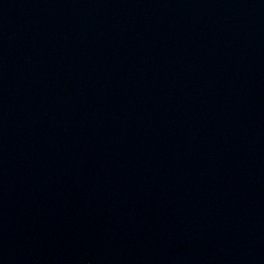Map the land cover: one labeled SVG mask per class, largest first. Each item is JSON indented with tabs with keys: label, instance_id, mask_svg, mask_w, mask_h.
I'll list each match as a JSON object with an SVG mask.
<instances>
[{
	"label": "water",
	"instance_id": "obj_1",
	"mask_svg": "<svg viewBox=\"0 0 264 264\" xmlns=\"http://www.w3.org/2000/svg\"><path fill=\"white\" fill-rule=\"evenodd\" d=\"M0 264H264V0H0Z\"/></svg>",
	"mask_w": 264,
	"mask_h": 264
}]
</instances>
